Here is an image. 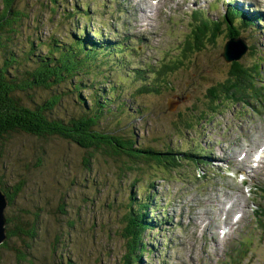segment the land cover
<instances>
[{
    "label": "rangeland",
    "instance_id": "rangeland-1",
    "mask_svg": "<svg viewBox=\"0 0 264 264\" xmlns=\"http://www.w3.org/2000/svg\"><path fill=\"white\" fill-rule=\"evenodd\" d=\"M119 1L126 12L113 9L110 0H56L54 3L50 0H15L16 8L27 15L21 20V32L16 33L15 42L24 49L30 42L34 43L35 53L40 51L43 54L46 53L43 43L50 37L63 41L69 37L74 40L82 38L86 47L97 49L106 41L105 35L112 39L110 43L120 42L123 48L117 55L101 52L108 59L104 73L84 78L85 87L93 83L98 89H101V80L102 86L109 87L116 84L118 77L136 87L139 82L130 76L132 69H145L148 64L157 69L168 61L170 66H174L177 61L179 68L162 71V78H158L153 88L147 89L148 93H127L118 97L124 106L115 112L105 113L98 125L107 129L105 131L114 130L118 136L132 134L145 147L171 144L178 149L195 150L198 159L203 157L210 162L202 165L200 171L195 161L185 159L181 166L170 170L172 165L169 164L185 156L151 160L141 155L140 160H135L139 170L125 174L117 167L122 165V161L130 163L129 157L119 159L95 151L90 158V168L80 169L78 163L86 156V150L66 139L52 141L48 146L51 161L46 167L51 176L32 173L29 175L30 189L41 192L44 197H55L59 192L58 186L46 188L52 177L57 184L61 183L63 174H59L57 168H62L65 163L62 173L69 179H77L67 188V194L72 195V203L79 204L82 196H96L98 202L92 206L91 213L102 219L94 230V239L85 246L90 257L63 264H120L125 243L118 235V229L124 209L130 212L132 209L131 206L124 207L122 201L129 200V192L135 199L144 197L149 181H155L150 191L158 196V212L162 221L160 231H151L149 251L139 258L142 264H264V230L255 225L251 214L254 200L264 204L263 192H253L255 183L264 186V163L252 171L251 180H248L250 196L243 192L232 174L236 168L246 166L255 148L264 142V103L253 101L248 105L246 101L238 102L233 98V92L226 91L229 84L237 81V76H231L232 59L226 61L222 55L228 29H236L249 47L237 61L246 69L248 82H253L254 74L250 70L253 63L260 64L264 72V0H253V4L248 0H228L230 4L226 5L223 0H217L204 10L195 8L196 2H190L184 13L176 14L153 0V4L148 2L147 6L153 13L150 16L140 10L142 2L138 0L134 5L138 25L126 33L122 29L125 19H131L129 13L133 7L128 6V1ZM130 1L134 3V0ZM82 4L89 12L87 18L80 14L84 11ZM73 7L76 10L72 11ZM68 13H71L69 18L66 16ZM257 15L259 17L254 19ZM209 17H212L211 22H204ZM77 24L81 27L88 25L89 32L81 33L80 30L76 33ZM197 24L207 27L210 43L204 38L205 46L185 56L182 45ZM123 49H126L125 53ZM166 53L167 59L162 61ZM95 71L96 68L93 69ZM241 78L247 79L246 76ZM244 84L238 83V87L232 90L237 93ZM70 90H65L61 105L56 108L58 115H66L70 110L79 115L85 110L82 105L88 107L90 104L89 89L82 88L76 93ZM209 92L216 96L211 97ZM45 97L38 93L37 102ZM169 101L173 103L169 104ZM243 147L247 148V159L241 164L234 161L233 156ZM202 148L207 149L205 157L198 151ZM225 155L229 158L231 172L221 159ZM261 157L264 159V153ZM22 163L19 165L23 170ZM182 178L187 183H181ZM37 179H45V186L41 188ZM134 180L137 181L135 184ZM115 197L116 205L103 206L105 200L112 202ZM224 205L231 207V213L243 210L244 216L235 231L228 220L222 222ZM222 226L230 227L223 236L219 233ZM79 230L86 235L82 228ZM245 239L250 242L241 246ZM79 248L81 246L76 248V252L84 253ZM238 249H243L240 255L237 254ZM98 257L99 262L96 261ZM47 264L59 262L56 259Z\"/></svg>",
    "mask_w": 264,
    "mask_h": 264
},
{
    "label": "trees",
    "instance_id": "trees-1",
    "mask_svg": "<svg viewBox=\"0 0 264 264\" xmlns=\"http://www.w3.org/2000/svg\"><path fill=\"white\" fill-rule=\"evenodd\" d=\"M52 1L56 2L50 0ZM85 4H82L84 11L80 14L87 18L89 12L85 10ZM74 10L75 7L72 11ZM25 16L27 15L23 10L16 8L15 0H0V63L4 64L0 66V187L8 199L4 213L6 240L0 244V264H47L56 259L59 264L73 263L74 259L90 257L85 246L94 239V230L102 223V219L91 213L92 206L98 202L96 196H82L79 204L72 203V195L67 194V188L75 184L77 179H69L62 173L65 163L62 168H57V172L63 174L61 183L57 184L52 177L53 180L49 181L46 188L54 189L58 186L59 192L55 197H44L41 192L30 189L29 175L34 172H38L37 176L44 173L50 175L46 167L51 161L48 146L52 141L66 139L84 148L86 156L78 163L80 169L90 168V158L95 151L108 157H120L119 159L129 157L130 163L122 161V165L117 167L119 172L125 174L131 170H139L135 160H140L141 155L151 160L185 156L169 164L172 165L170 170L181 166L185 159L195 161L200 171L204 163L196 157L195 150H182L171 144L145 147L132 134L118 136L114 130L105 131L107 129L98 125L105 113L115 112L124 106L123 102L118 101V97H124L127 93H148L147 89L153 88L158 78H162V71L179 68L177 61L174 66H170L168 61L157 69L152 66L132 69L130 76L134 78L133 81L139 82L136 87H131L122 77H118L116 84L109 87L102 86V80L101 89L93 83L85 87L84 78L104 73L105 63L108 61L105 54H117L118 49L123 48L120 42L110 43L111 40H107L97 49L86 47L82 38L74 40L69 37L63 41L50 37V40L43 43L46 53H35L34 43L30 42L29 47L24 49L15 42V35L21 32V20ZM66 16L69 18L71 13ZM82 27L77 24L76 33L80 30L85 33V27ZM207 30L205 25L197 24L190 31L182 45L185 56L205 46L204 38L209 42ZM239 36L241 34L236 29H228L225 44ZM247 51L248 49L245 53ZM164 56L162 61L167 59L168 54ZM237 61L230 64L231 76H237V81L229 84L226 91L233 92L232 96L238 102L246 101L248 105L253 101L264 103L262 67L256 62L250 65L254 76L253 82H248L246 69ZM95 68L96 71L93 72ZM241 76H246L247 79L243 80ZM238 83L245 84L236 93L232 88L238 87ZM82 88L90 90L89 106L82 105L85 110L79 115L73 114L71 110L66 115H58L56 108L61 105L65 90L76 93ZM38 93L46 96L40 102H37ZM209 94L211 97L216 96L214 92ZM20 162H23V170ZM164 166L168 168V165ZM136 182L134 180L133 184ZM37 183L42 188L45 186V179H37ZM154 183L155 181L147 183L144 197L135 199L133 193L129 192L130 204L122 201L124 207L131 206L132 209L131 212L124 209L118 229V235L125 243L120 264H142L139 258L149 251L151 231H160L161 227L153 228L150 223L160 217L158 196L150 191ZM181 183L187 181L182 178ZM116 200V197L112 202L105 200L103 206L112 207L116 205ZM259 219L264 227V210L259 211ZM79 227L86 235L81 233ZM78 246H81L79 250L83 249L84 253L76 252ZM99 260L98 257L96 261Z\"/></svg>",
    "mask_w": 264,
    "mask_h": 264
},
{
    "label": "water",
    "instance_id": "water-1",
    "mask_svg": "<svg viewBox=\"0 0 264 264\" xmlns=\"http://www.w3.org/2000/svg\"><path fill=\"white\" fill-rule=\"evenodd\" d=\"M234 41V42H232ZM229 44V45H228ZM241 44V45H239ZM241 48V49H239ZM248 45L245 40L242 38H237L231 41H228L225 44L224 51L222 53L223 58L226 61H236L240 59L241 56L244 55L245 51L247 50ZM176 98V96H175ZM172 101H169L171 104ZM8 205V199L6 196L5 191L0 187V244H2L6 240V218H5V209Z\"/></svg>",
    "mask_w": 264,
    "mask_h": 264
},
{
    "label": "bare ground",
    "instance_id": "bare-ground-1",
    "mask_svg": "<svg viewBox=\"0 0 264 264\" xmlns=\"http://www.w3.org/2000/svg\"><path fill=\"white\" fill-rule=\"evenodd\" d=\"M241 3V2H240ZM224 4V3H223ZM228 14V13H227ZM235 17V16H234ZM253 18V17H252ZM205 19V18H204Z\"/></svg>",
    "mask_w": 264,
    "mask_h": 264
}]
</instances>
